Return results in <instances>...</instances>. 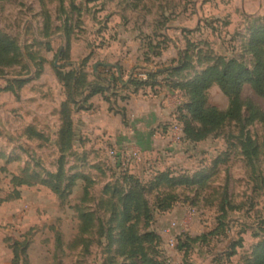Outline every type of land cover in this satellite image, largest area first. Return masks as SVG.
Listing matches in <instances>:
<instances>
[{
  "label": "rangeland",
  "instance_id": "obj_1",
  "mask_svg": "<svg viewBox=\"0 0 264 264\" xmlns=\"http://www.w3.org/2000/svg\"><path fill=\"white\" fill-rule=\"evenodd\" d=\"M256 26H264V0H141L135 6L130 0H64L62 5L58 0H0V32L19 47L10 63L9 58L0 63V264H102L105 259L123 264L109 232L119 219L117 197L128 188L124 174L147 183L165 169L209 176L204 189L178 188L177 203L167 212H154L151 228L157 233L171 221L178 223L173 231L179 243L176 261L253 264L257 246L264 242V121L244 127L228 122L203 141L169 142L166 149L122 164L110 152L135 145L116 139L115 123L109 133L96 132L97 137L81 129L79 122L92 115L93 107L85 109L86 92H75L76 104L71 103L56 70L80 69L87 82L109 85L100 95L104 113L125 127L119 105L134 93L129 78L184 65L188 70L174 83L229 59L251 69L248 40ZM118 49L127 54L115 58ZM124 62L132 67L124 70ZM165 78L155 77L159 86L139 90L140 95L167 90L176 105L174 122L180 124L177 109L185 99L165 86ZM18 81L25 83L19 87ZM207 96L209 105L226 109L227 99L217 87ZM241 98L264 113V96L248 85ZM64 105L74 134L69 146L61 144L59 135ZM242 135L257 148L253 167L242 155ZM60 162L63 174L56 194V180L49 174L57 172ZM145 197L151 208L157 205L156 192ZM82 211L94 216L96 227L88 234L78 233ZM138 230L145 231L141 224Z\"/></svg>",
  "mask_w": 264,
  "mask_h": 264
},
{
  "label": "trees",
  "instance_id": "obj_2",
  "mask_svg": "<svg viewBox=\"0 0 264 264\" xmlns=\"http://www.w3.org/2000/svg\"><path fill=\"white\" fill-rule=\"evenodd\" d=\"M63 1L58 0L60 5H62ZM130 1L135 6L141 0ZM48 29L49 25L46 19L44 32L46 33ZM66 36L69 38V33H66ZM67 49L68 47H66V51ZM18 52L19 47L15 40L4 36L0 32V63H3L7 58H9L7 63H10ZM248 52L253 58L251 69H248L235 59H229L222 60L219 64L209 66L202 71H194L192 76H188L185 80L175 81L174 83L171 81L178 74L188 70L184 65L171 66L156 71V73L148 75L146 81L129 78L126 83L128 87L132 88V92L134 93L145 88L153 90L156 86H159L157 81H155V77L165 74V86L178 90L185 99L183 104L177 109V121L183 127V140L188 143H197L205 140L211 133L228 122H234L244 127L256 120L264 121V113L260 112L252 104L245 103L241 98V91L245 85H248L255 95L259 97L264 96V26H256L250 31ZM82 63L84 64L85 60ZM56 76L67 89L68 100L71 103L76 104L73 99L75 92H79L80 94L86 92L83 97V102L88 104L85 107L86 110L92 107L88 103L90 98L95 95L105 96L110 89L109 85L105 86L101 83L87 82L85 74L80 69H73L67 73H61L57 69ZM115 81L124 86L123 82L116 79ZM16 83L21 87L25 81H18ZM214 86L227 99L225 110H219L208 104V91ZM126 99L127 97L121 98L124 101ZM243 110H245L246 114H243ZM246 110H248V113ZM119 111L122 118H124V108ZM62 115L63 125L59 134L61 136V144L69 146L72 143L74 134L69 109L65 105L62 109ZM34 134L37 137H41L38 133ZM239 145L246 162L253 167L257 151L256 146H253V141L248 135H242ZM61 166L60 162L57 172L53 175L49 174L50 178L56 180L52 188L56 194L60 192L58 182L63 174ZM123 179H125V182H128V188L122 195L117 197V201L120 203L119 219L116 227L114 226L109 232L114 236L110 235V239L111 237L112 239L115 238L118 256L124 258L123 264H165L159 251L161 238L151 228L154 212L164 213L169 211L178 201V195L175 193V190L178 188L197 187L204 189L209 176L201 172L194 173L193 175H176L173 170L165 169L164 171L154 172L147 183H142L137 177L129 174H124ZM161 189H166V193L160 195L158 192ZM152 192H156L157 205L151 208L145 196ZM86 194L87 188H84V196ZM223 210L224 207L221 206L220 211ZM79 218L81 225L78 228V233L88 234L96 227L93 225L94 216L92 212L82 211ZM140 224L145 229L143 233H139L138 226ZM105 232L107 233V231ZM257 250L258 252L254 256L253 264H264V242L257 246ZM185 254L186 251L184 252V257ZM233 254L234 251L232 249L228 256H232ZM112 261L113 259H105L102 261V264H114Z\"/></svg>",
  "mask_w": 264,
  "mask_h": 264
},
{
  "label": "crops",
  "instance_id": "obj_3",
  "mask_svg": "<svg viewBox=\"0 0 264 264\" xmlns=\"http://www.w3.org/2000/svg\"><path fill=\"white\" fill-rule=\"evenodd\" d=\"M122 53L124 54L122 55ZM126 54L127 53L120 49H118L117 52L112 53L115 58ZM131 54L137 56V51H131ZM128 58H131V55H128ZM124 63L125 64L122 63L124 70H128L132 67L131 63ZM164 91L165 92L162 95H151L150 97L141 96L140 94L142 91H139L138 93H128V100L121 102L119 105L124 108L126 114V128L120 125L115 118L112 119L107 113H104L106 105L101 101L102 98L100 99V95H95L88 101L93 107V110L89 112L92 115L88 119L80 121L79 127L90 133V137H97L96 134L98 133L96 132H105V130L108 132L111 123H115L116 126H118L116 132V139L118 141L121 140L133 143L136 148L139 149L141 155L142 153L143 155L155 154L157 151H161L165 148L169 143L166 136L167 127L162 128V126L175 121L174 111L176 105L172 104L173 102L169 98L168 91ZM174 93L178 94V92L175 91L173 94ZM94 109H96V111L100 110V113H95ZM99 127L100 130H98Z\"/></svg>",
  "mask_w": 264,
  "mask_h": 264
},
{
  "label": "built area",
  "instance_id": "obj_4",
  "mask_svg": "<svg viewBox=\"0 0 264 264\" xmlns=\"http://www.w3.org/2000/svg\"><path fill=\"white\" fill-rule=\"evenodd\" d=\"M138 79L141 81H146V74L137 75ZM166 136L170 143H180L183 139V128L180 124L173 122L167 127ZM110 156L119 158L123 164L125 161L141 159V154L138 148L133 145H125L123 149L119 151H111ZM119 156V157H118ZM178 223L171 221L165 228L160 230L157 234L161 238V243L159 245V251L165 264H181L176 261V240L173 235V231L176 230Z\"/></svg>",
  "mask_w": 264,
  "mask_h": 264
}]
</instances>
